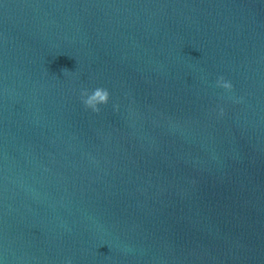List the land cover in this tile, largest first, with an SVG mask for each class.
<instances>
[{"label": "water", "instance_id": "water-1", "mask_svg": "<svg viewBox=\"0 0 264 264\" xmlns=\"http://www.w3.org/2000/svg\"><path fill=\"white\" fill-rule=\"evenodd\" d=\"M69 261L264 264V0H0V264Z\"/></svg>", "mask_w": 264, "mask_h": 264}, {"label": "clouds", "instance_id": "clouds-1", "mask_svg": "<svg viewBox=\"0 0 264 264\" xmlns=\"http://www.w3.org/2000/svg\"><path fill=\"white\" fill-rule=\"evenodd\" d=\"M217 85L225 89L231 90L233 85L230 81L224 79L223 76L217 80ZM109 91L103 87H97L91 92L87 89L82 90L81 99L86 108H91L94 112H100V104H107L109 100ZM118 109V105L115 106ZM224 109L220 108V114L223 115ZM68 264H71L69 261Z\"/></svg>", "mask_w": 264, "mask_h": 264}]
</instances>
